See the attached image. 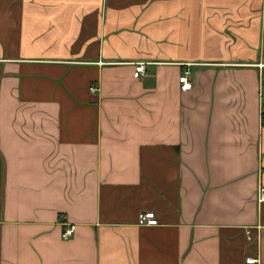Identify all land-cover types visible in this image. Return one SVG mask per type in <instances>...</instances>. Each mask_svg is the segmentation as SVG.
<instances>
[{
  "label": "crops",
  "instance_id": "obj_1",
  "mask_svg": "<svg viewBox=\"0 0 264 264\" xmlns=\"http://www.w3.org/2000/svg\"><path fill=\"white\" fill-rule=\"evenodd\" d=\"M258 187L264 0H0V264H264Z\"/></svg>",
  "mask_w": 264,
  "mask_h": 264
},
{
  "label": "built area",
  "instance_id": "obj_2",
  "mask_svg": "<svg viewBox=\"0 0 264 264\" xmlns=\"http://www.w3.org/2000/svg\"><path fill=\"white\" fill-rule=\"evenodd\" d=\"M144 66H145L144 63L133 64L132 78L137 79V78L144 76ZM189 77H190L189 66H186L177 79L180 91L190 90L191 82H190ZM89 92L94 93L96 92V89L94 87H90ZM257 199H258V202H261L264 200V189L261 187L257 188ZM137 225L154 226L156 225V221L154 220L152 213H148V212L139 213L137 216ZM61 226H62V232L60 234V237L62 240H67L68 238L71 237L74 231V226L67 224L65 221H62ZM254 262L255 261L252 259L245 260L246 264H253Z\"/></svg>",
  "mask_w": 264,
  "mask_h": 264
}]
</instances>
